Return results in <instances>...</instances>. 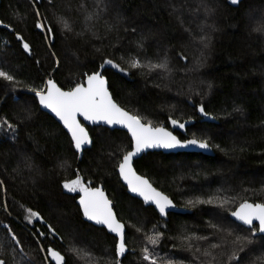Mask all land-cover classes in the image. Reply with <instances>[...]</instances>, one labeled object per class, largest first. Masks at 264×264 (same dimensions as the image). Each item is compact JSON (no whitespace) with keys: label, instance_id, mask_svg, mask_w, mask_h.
<instances>
[{"label":"trees","instance_id":"obj_1","mask_svg":"<svg viewBox=\"0 0 264 264\" xmlns=\"http://www.w3.org/2000/svg\"><path fill=\"white\" fill-rule=\"evenodd\" d=\"M37 10L54 35L35 27ZM61 18L71 30L63 28ZM104 59L118 67L101 68ZM133 59L141 65L167 60L168 69H133ZM0 70L15 81L0 78V259L5 264H44L40 247L53 245L66 264H116L113 236L86 223L80 193L62 187L77 172L85 185L102 188L125 225L123 264H148L144 247L157 264H237L230 259L233 253L238 264H264V236L253 237L229 218L245 200L264 203V0H0ZM93 71L103 74L113 100L143 122L171 128V117L185 124L174 131L180 140L207 141L210 156L149 152L133 163L185 214L161 218L128 195L116 171L131 150L125 132L87 128L92 145L79 160L66 132L39 109L29 90L52 78L67 91ZM199 106L213 122H200ZM209 199L213 203H206ZM25 209L40 213L43 222L29 224ZM157 232L159 243L153 245L148 237Z\"/></svg>","mask_w":264,"mask_h":264},{"label":"snow or ice","instance_id":"obj_2","mask_svg":"<svg viewBox=\"0 0 264 264\" xmlns=\"http://www.w3.org/2000/svg\"><path fill=\"white\" fill-rule=\"evenodd\" d=\"M230 2L236 4L238 0H230ZM49 3H51V0H49ZM35 15L37 18L35 27L42 31H46L49 36L54 35L51 28H45L44 24L40 22V12L38 10ZM87 18L90 19V17ZM61 23L65 30H71L67 20L61 18ZM16 39L20 41L25 52H31L29 43L24 40L21 34L17 33ZM201 39H204V37ZM56 65L57 68H59V60L56 61ZM105 65H111L114 68L118 67L111 59H104L100 67L103 68ZM142 66L144 65H141L136 59L130 62V67L133 69ZM146 66L150 70L168 69L167 60L160 63H150ZM120 70L124 71V69ZM0 78L8 82H15L14 76L6 70H0ZM209 87H211V85H209ZM29 90L35 92V97L43 108L50 110V112L58 118L63 128L67 130V133L71 137V146L74 147L78 153L82 152L83 146L92 143L90 133L80 118H82L83 121L97 126L121 125L123 128L127 129L131 137V150L123 154L122 159L119 160L116 166V171H118L120 178L127 185L128 190L141 197L145 204L154 205L161 216L166 215L167 209L173 206L172 201L163 192L153 187L148 179L136 173L133 168L134 157H137L138 154L145 149L152 148L173 149L188 145L198 146L201 149H208L209 147L206 140L193 138L182 142L173 132L167 130L165 127L153 126L151 121L145 123L143 122V118L139 115L130 114L128 111L121 108L114 102L110 95L105 77L98 71L87 74L83 82L76 83L67 91L63 90L61 86H58L52 78H48L44 82V87L30 88ZM197 110L200 111L202 115H208L203 106H199ZM3 123L7 124L9 129L14 128V125L9 123L7 119H4ZM169 123L180 129L185 128V124L179 123L178 120L171 117H169ZM62 187L69 193H80L78 201L79 209L87 220L93 221L97 225L104 226L109 233L114 234L113 241L115 244V255L117 257L116 264H123L120 258L127 254V234L125 225L118 220L113 211L111 201L106 197L102 188L85 185L82 182L79 172L76 173L75 179L64 181ZM192 203V201H189V204ZM196 203H205V201H196ZM206 203H213V200L209 199ZM224 203H227V201L221 203L220 206L223 207ZM25 212V219L29 224L33 223L34 218L43 222V217L37 211L25 209ZM230 214L236 221H239L240 224L247 226V230L252 232L253 237L256 235L254 221L258 222L259 233L264 234V203H249L245 200ZM137 231H140V229L138 228ZM48 232L52 235L54 241L56 239V232L50 225L48 227ZM8 235L11 237V240L15 242L16 247H22L21 242L14 233L9 232ZM40 235L43 236L44 233L41 232ZM229 235H231V233H229ZM159 238V232L156 233L155 237H148L150 243L153 245L159 243ZM246 239L247 237H236L237 241ZM251 242V240H248V243ZM37 243H40V241H37ZM213 247H215V245H213ZM40 251L45 253V264H52V262H54V264H66L65 256L61 251L56 250L54 245L48 246L46 250L44 246H41ZM71 251L77 255H82L81 251L77 248L73 247ZM241 251H243V248H241ZM205 254L207 255V253ZM142 259L143 261H147L148 264H157L156 259L148 247L143 248ZM230 259H236L238 264V258L235 253H233ZM0 264H5V261L0 259Z\"/></svg>","mask_w":264,"mask_h":264},{"label":"water","instance_id":"obj_3","mask_svg":"<svg viewBox=\"0 0 264 264\" xmlns=\"http://www.w3.org/2000/svg\"><path fill=\"white\" fill-rule=\"evenodd\" d=\"M34 1H36L37 3L40 2V0H34ZM106 82H107V81H106ZM107 86H108V84H107ZM110 95H111V94H110ZM34 97H35V94H34ZM35 99H36V97H35ZM36 102H37V105H38L39 109H40L42 112H44V113L48 114L50 117H52V118H53V119H54V120H55V121H56V122H57V123L63 128V125L59 122L58 118H56L55 115H54L53 113L50 112V110L43 108V107L39 104V101H38L37 99H36ZM114 102H115V101H114ZM197 114H198V116L200 117V122H201V123H205V122H213V119H212L210 116H208V115H207V116L202 115L201 112L198 111V110H197ZM80 119H81L82 123L85 124L86 128L102 127V128L108 129V130H110V131H114V130L123 131V132H125V133L128 135V137H129V139H130V141H131V137H130V134H128L127 129L123 128L121 125H113V126L99 125V126H97V125H94V124H90V123H88V122H86V121H83L82 118H80ZM166 129L169 130V131H171V132H173V134H174V131H176V130L178 129V127H174L173 125H171V128H166ZM63 130L66 132V134L68 135L69 139L71 140V137H70V135L67 133V130L64 129V128H63ZM174 135H175V134H174ZM177 138H178V137H177ZM178 139H179V138H178ZM179 140H180V139H179ZM186 140H190V139H186ZM186 140H183V141H186ZM91 141H92V140H91ZM181 141H182V140H181ZM183 141H182V142H183ZM91 145H92V143H91L90 145H85V146H83V149H82V152H81V153H78V152H77V153H78V158H79V160H81L80 157H82V155H83V151L86 150V149H89V148L91 147ZM73 149L75 150L74 147H73ZM75 151H76V150H75ZM149 152L162 153V154H165V155H169V154H178V153H200V154H203V155H206V156H210V155L212 154V151H211L210 147H208V149H201V148H199L198 146H194V145H188V146H185V147H176V148H173V149L152 148V149H145L143 152H141L140 154H138L137 157H134V161L138 160L142 155H144V154H146V153H149ZM133 168H134V167H133ZM134 170H135V169H134ZM135 171H136V170H135ZM136 173H137V172H136ZM117 174H118V176H119L120 182H121L122 185L126 188L128 195H130L131 197L136 198L137 200L141 201V202L144 204V206L152 207V208L156 211V213H157L161 218H165L166 215H167L168 213H175V214H185V213H186V210H185V209H183V208H179V207H176L175 204L172 202V205H173V206L167 209V211H166V215L161 216V215L159 214L158 210L155 209V206H154V205H151V204H145L144 201H143V199H142L141 197L137 196V195L134 194V193H131V192L128 190L127 185H126V184L124 183V181L120 178V175H119L118 171H117ZM137 174H138V173H137ZM138 175H139V174H138ZM144 178H145V177H144ZM146 179H147V178H146ZM152 186H153V185H152ZM153 187H154V186H153ZM158 191H159V190H158ZM105 195H106V193H105ZM106 197L108 198L107 195H106ZM169 199H170V198H169ZM78 205H79V203H78ZM238 207H239V206H238ZM236 208H237V207H236ZM236 208L234 209V211L236 210ZM113 211H114V210H113ZM114 213H115V212H114ZM81 214H82V212H81ZM82 216H83V214H82ZM229 218H230V220L233 221L235 224H237V225H239V226H241V227L247 229V226H244V225L240 224V222H239V221H236L235 218L231 216V214L229 215ZM83 219H84V221H85L86 223H88V224H90V225H92V226H94V227H97V228H103V229H104L109 235L114 236V234L109 233V232L107 231V229H106L104 226H102V225H97V224H95V222L87 220L84 216H83ZM121 223H122V222H121ZM253 223H254L255 226H257V232H256V234H257V235H260V236H264V234H260L259 231H258V222H255V221H254ZM122 257H123V256H122ZM122 257H121V258H122ZM121 258H120V259H121Z\"/></svg>","mask_w":264,"mask_h":264},{"label":"rangeland","instance_id":"obj_4","mask_svg":"<svg viewBox=\"0 0 264 264\" xmlns=\"http://www.w3.org/2000/svg\"><path fill=\"white\" fill-rule=\"evenodd\" d=\"M143 65H144V64H143ZM145 65H147V64H145ZM145 65H144V66H145ZM147 69H149V68L147 67ZM151 70H152V69H151ZM33 220H35V218H34ZM26 221H27V220H26ZM42 256H43V260H44V264H45V254L43 253Z\"/></svg>","mask_w":264,"mask_h":264}]
</instances>
